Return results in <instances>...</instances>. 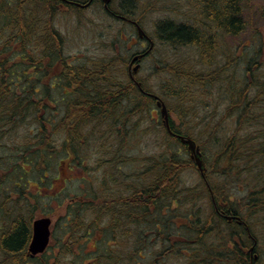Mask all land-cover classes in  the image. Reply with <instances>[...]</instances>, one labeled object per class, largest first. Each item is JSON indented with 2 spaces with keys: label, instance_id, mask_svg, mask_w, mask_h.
<instances>
[{
  "label": "trees",
  "instance_id": "trees-1",
  "mask_svg": "<svg viewBox=\"0 0 264 264\" xmlns=\"http://www.w3.org/2000/svg\"><path fill=\"white\" fill-rule=\"evenodd\" d=\"M115 1L106 14L126 23L180 18L154 23L171 56L196 51L155 69L162 93L136 85L125 55L67 56L57 19L85 8L0 0V264H264V58L243 67L225 45L246 30L243 0ZM44 216L51 243L32 257Z\"/></svg>",
  "mask_w": 264,
  "mask_h": 264
},
{
  "label": "rangeland",
  "instance_id": "rangeland-1",
  "mask_svg": "<svg viewBox=\"0 0 264 264\" xmlns=\"http://www.w3.org/2000/svg\"><path fill=\"white\" fill-rule=\"evenodd\" d=\"M116 1L118 3L120 0ZM176 1L177 0H167L166 2L173 4ZM182 7L184 6L182 5ZM242 7L244 21L247 24L246 30L237 37L227 36L225 38V45L226 48L229 46L232 49L239 48L241 51L242 49L245 51L246 60L243 63L242 59L240 60L241 65L244 67L248 59L256 57H258V59L264 58V48L260 37L262 36V30L264 27V0H243ZM166 18H174L175 20L180 19L177 15L166 11L149 14V16L143 19L141 24L143 30L154 41L155 48L152 54H150L145 60L142 59L138 64H132L134 65L132 68L133 73L135 66L140 65L137 72L138 82L141 83L139 79L145 78L151 85V88L159 93L161 92V78L155 74V69L164 65L168 58L171 60L179 59L183 58L185 55H194L196 52L195 50L187 52L183 51L181 57H173L168 53V48H165L158 43L154 38V23L159 19L163 20ZM125 21L124 18H117L115 16L109 17L106 14L103 4L97 3L95 6L83 9L80 15L71 11L64 12V14L59 15L57 25L67 38L65 45L67 56H70L74 63H82L87 58H99L105 55L112 56L116 53L125 55L127 60H130L146 51L149 47L148 41L142 39L139 40L138 32L136 33L134 30L135 28ZM121 35H123L124 38L120 39L119 37H121ZM108 49H110V51L105 52ZM114 49L115 51H113ZM161 77L163 79L166 78L165 75H161ZM137 86L144 92L142 89V83L140 86ZM154 114L156 113L154 112ZM65 175L69 178L71 172L66 170ZM187 177L192 178L190 182L200 179L195 171L187 173L184 178L186 179ZM70 183L77 184L78 182ZM35 189H33V191ZM75 190V186L70 184L68 191L73 192ZM236 190L237 188H235V191ZM238 193L239 195H244V193H240L239 191ZM64 210L65 209L61 212H64ZM52 218L55 221L56 216H53Z\"/></svg>",
  "mask_w": 264,
  "mask_h": 264
},
{
  "label": "water",
  "instance_id": "water-1",
  "mask_svg": "<svg viewBox=\"0 0 264 264\" xmlns=\"http://www.w3.org/2000/svg\"><path fill=\"white\" fill-rule=\"evenodd\" d=\"M64 1H67V0H64ZM102 1L104 2L105 7L108 8V5L111 2V0H102ZM91 2H92V0H90V2H88L87 4H84V5H82L80 3H75V4L80 6V7H86ZM72 3H74V2H72ZM135 25L137 27L139 37L140 38H146L150 41L151 47H150V50L147 52V53H149L153 47L152 40L149 38V36L145 33L143 28L138 23H135ZM147 53L140 54V55L134 57V59L132 60V64L134 62H136L138 59H142ZM139 67H140V65L135 66L134 74H136L138 72ZM138 84L140 85V83H138ZM157 99H158L157 105L161 109V116L163 118L164 125L166 126V128L168 129L170 134L174 135V132L171 129L170 113H169L168 107H167L166 103L164 101H162L160 98H157ZM177 136L180 137V139L183 142H185L189 145V149L191 151L192 158L195 160L199 170L202 173H204V171L206 170V166L204 164L203 155H202L200 147L190 138H186V137L181 136V135H177ZM233 218L237 219L241 223L240 217L235 216ZM228 219L231 220L232 217L229 216ZM51 225H52V219L49 217L39 218L33 222V237H32V241H31L30 246H29V253L31 256L34 257V256H37L39 254H42L47 249V247L50 243V238H51ZM252 250L253 249H251V251Z\"/></svg>",
  "mask_w": 264,
  "mask_h": 264
},
{
  "label": "flooded vegetation",
  "instance_id": "flooded-vegetation-1",
  "mask_svg": "<svg viewBox=\"0 0 264 264\" xmlns=\"http://www.w3.org/2000/svg\"><path fill=\"white\" fill-rule=\"evenodd\" d=\"M95 0H93V3L91 4V6H95L97 3H95L94 2ZM91 6H89V7H91ZM105 8V7H104ZM105 10H107L106 8H105ZM108 11V10H107ZM134 67V65H132V64H130V66H129V76L131 77V79L135 82V80H134V76L132 75V68ZM146 93V92H145ZM148 94V93H147ZM108 163V161L107 162H105L104 163V165H106ZM100 164L101 165H103L101 162H100ZM104 166H102V168H103ZM100 174H101V172H100ZM241 225V224H240Z\"/></svg>",
  "mask_w": 264,
  "mask_h": 264
}]
</instances>
